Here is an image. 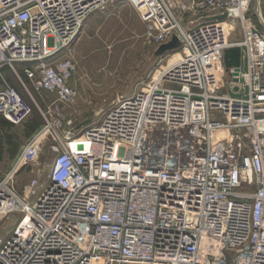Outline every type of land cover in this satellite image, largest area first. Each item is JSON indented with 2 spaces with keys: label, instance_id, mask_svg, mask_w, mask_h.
Masks as SVG:
<instances>
[{
  "label": "built area",
  "instance_id": "1",
  "mask_svg": "<svg viewBox=\"0 0 264 264\" xmlns=\"http://www.w3.org/2000/svg\"><path fill=\"white\" fill-rule=\"evenodd\" d=\"M258 1L0 0V76L31 64L26 80L56 96L0 182V223L19 214L0 264H264V33L249 19ZM121 2L150 44L176 36L180 58L77 138L64 112L78 97L69 54L91 16ZM235 47L238 82L224 62ZM32 115L6 83L0 116L18 127ZM50 133L47 177L17 191Z\"/></svg>",
  "mask_w": 264,
  "mask_h": 264
},
{
  "label": "rangeland",
  "instance_id": "2",
  "mask_svg": "<svg viewBox=\"0 0 264 264\" xmlns=\"http://www.w3.org/2000/svg\"><path fill=\"white\" fill-rule=\"evenodd\" d=\"M250 15L253 24L264 32V0L251 6ZM187 21L186 17L182 18L183 24ZM145 30L137 12L124 2L116 4L105 13H95L86 21L69 54L74 58L77 67L73 81L77 84L78 97L76 104L64 108V112L68 118L74 119L73 130L76 131L77 126L87 120H91V124L95 126L98 125L105 114L116 106L119 98L146 91L161 68L172 63L178 57L177 53L180 55L177 50L156 57L158 47L148 42ZM241 39L240 28H237L233 40ZM67 53H62L61 57L68 55ZM31 66L19 64L16 67L22 81L9 67L1 68L3 78L0 76V91L6 83L17 89L32 105L33 116L26 124L11 128L6 127L5 119L0 116V182L11 171L15 158L29 140L28 131L36 123L41 126L45 124L40 109L43 110L45 106L56 101L54 94L37 91L26 80L23 69ZM226 81L225 77L224 82ZM84 132L85 128L77 131V138ZM53 140V133L44 139L37 167L28 166L15 177L17 191H22L37 175L42 179L47 177L55 158L50 150ZM14 150H17V154L12 157ZM18 220L19 214L14 213L0 223V240L5 241L11 236Z\"/></svg>",
  "mask_w": 264,
  "mask_h": 264
},
{
  "label": "water",
  "instance_id": "3",
  "mask_svg": "<svg viewBox=\"0 0 264 264\" xmlns=\"http://www.w3.org/2000/svg\"><path fill=\"white\" fill-rule=\"evenodd\" d=\"M223 19V18H218ZM181 49V44L180 41L178 40V38L176 36H174L171 41L167 44H164L162 46L159 47L158 51L156 52L155 56L159 57V56H163L164 54L168 53V52H174L177 50ZM224 62H225V66L227 71H229L230 69H234V81L238 82V77H239V73H240V68H241V64H242V52L241 49L239 47H235V48H231L225 51L224 53ZM92 123L91 120H87L83 123H81L78 127H77V131L82 130L83 128H86L87 126H89Z\"/></svg>",
  "mask_w": 264,
  "mask_h": 264
},
{
  "label": "crops",
  "instance_id": "4",
  "mask_svg": "<svg viewBox=\"0 0 264 264\" xmlns=\"http://www.w3.org/2000/svg\"><path fill=\"white\" fill-rule=\"evenodd\" d=\"M120 4H121V3H120ZM111 8H112V7H111ZM111 8H109V10H110ZM109 10H108V11H109ZM111 16H112V15H111ZM249 19H250V21H252V16H251V15L249 16ZM252 23H253V21H252ZM255 27H256V26H255ZM256 28H257V27H256ZM257 29H258L259 31H261L262 33H264L260 28H257ZM158 49H159V47H158ZM73 79H74V77H73ZM73 79L69 82V85L71 86V88H73L74 90H76V89H77V84L73 81ZM72 81H73V83H72ZM18 92H19V91H18ZM76 92H77V90H76ZM19 93H20V92H19ZM77 93H78V92H77ZM47 106H48V105H47ZM45 107H46V106H45ZM64 108H67V107H64ZM32 116H33V115H32ZM31 118H32V117H31ZM31 118H30V119H31ZM30 119H29V120H30ZM29 120H28V121H29ZM28 121H27V122H28ZM79 125H80V124H79ZM79 125H78V126H79ZM42 126H43V125H42ZM42 126L40 125V128H39L37 131H39V130L41 129ZM78 126H77V127H78ZM76 129H77V128H76ZM37 131H36V132H37ZM36 132H35V133H36ZM76 132H77V130H76ZM35 133H33V134L29 137V139H30ZM28 141H29V140H28ZM28 141L26 142V144L28 143ZM26 144L22 147V149H21V151L18 153V155L21 154V152L23 151V149H24V147L26 146ZM18 155H17V157H18ZM17 157H16V158H17ZM16 158H15V160H16ZM15 160H14V162H15Z\"/></svg>",
  "mask_w": 264,
  "mask_h": 264
},
{
  "label": "trees",
  "instance_id": "5",
  "mask_svg": "<svg viewBox=\"0 0 264 264\" xmlns=\"http://www.w3.org/2000/svg\"><path fill=\"white\" fill-rule=\"evenodd\" d=\"M5 125L8 128L13 127L11 124H9L6 120H5ZM40 128V124L36 123L35 125L32 126V128L28 131V136H31L33 133H35L38 129ZM17 154V150H14L12 152V157L15 156Z\"/></svg>",
  "mask_w": 264,
  "mask_h": 264
},
{
  "label": "bare ground",
  "instance_id": "6",
  "mask_svg": "<svg viewBox=\"0 0 264 264\" xmlns=\"http://www.w3.org/2000/svg\"><path fill=\"white\" fill-rule=\"evenodd\" d=\"M177 55H178V57H177V58H174L173 61H172V63H171V62L169 63L170 65L173 64L174 62H176L177 60H179V58H180L179 53H177ZM165 69H166V66H165V67H162L157 77H159V75H160ZM156 73H157V72H156ZM156 73H155V74H156ZM156 80H157V78L153 77V80H152V81H156ZM79 148H82V147L80 146Z\"/></svg>",
  "mask_w": 264,
  "mask_h": 264
}]
</instances>
